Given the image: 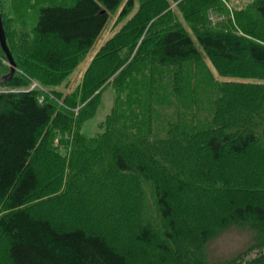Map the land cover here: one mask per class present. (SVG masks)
<instances>
[{"label": "trees", "instance_id": "obj_1", "mask_svg": "<svg viewBox=\"0 0 264 264\" xmlns=\"http://www.w3.org/2000/svg\"><path fill=\"white\" fill-rule=\"evenodd\" d=\"M10 3L0 264H264V0L234 17L222 0ZM121 9L81 84L59 91ZM4 60L0 47V76ZM107 87L114 107L89 137ZM233 227L255 244L209 262Z\"/></svg>", "mask_w": 264, "mask_h": 264}, {"label": "rangeland", "instance_id": "obj_2", "mask_svg": "<svg viewBox=\"0 0 264 264\" xmlns=\"http://www.w3.org/2000/svg\"><path fill=\"white\" fill-rule=\"evenodd\" d=\"M226 1H228V5L230 7L234 6L233 4L234 0H226ZM249 2L243 0L240 1L239 5L235 4L236 8H234L232 11L233 13L232 17H234V13L236 11L245 8ZM244 4L246 5L244 7H241ZM121 11L122 9L112 16V19L107 29L103 33L101 39L98 41L96 46L90 52L86 60L79 66L76 72L69 78L68 82L64 84L62 87L58 88L59 91L64 93H71L81 84L89 65L93 61L99 49L105 44V42H107L108 39L114 36L121 29V27L125 24V22H127L126 20L122 23H119V17ZM1 13H2V18L3 15H5V19L7 21H12L13 15H12V6L10 0H3ZM220 20L222 19L220 18ZM11 27L15 30V28H17L18 26L17 24L13 23ZM3 62L4 65L10 68L8 60L6 61L4 60ZM207 62L211 70L214 71V68L211 65V63L209 61ZM19 72L20 70L18 69V73ZM33 84L35 83H32L30 87H32ZM11 90H12L11 88H2V89L0 88V92L11 91ZM42 91L47 93V90L44 88H42ZM114 103H115V92L113 88L107 87L102 92L101 103L96 115L92 119H90L83 127V132L87 136L95 137L101 132L100 125L105 121L106 117L111 113L112 108L114 107ZM255 242H256V233L254 231L249 229L233 227L227 230L226 232H224L219 238L209 243V245L206 248L207 260L212 263L229 262L233 260L235 257H237L239 254L247 251L250 247H252L255 244ZM262 251H264V249H262ZM257 253L258 251L256 250L255 252L250 253L249 257H254Z\"/></svg>", "mask_w": 264, "mask_h": 264}, {"label": "water", "instance_id": "obj_3", "mask_svg": "<svg viewBox=\"0 0 264 264\" xmlns=\"http://www.w3.org/2000/svg\"><path fill=\"white\" fill-rule=\"evenodd\" d=\"M0 47L5 54L9 65H10V73L8 75L0 76V84H6L8 83L13 76L18 72V67L17 64L13 58V55L9 49L8 43H7V38H6V33L4 29V24H3V18H2V13L0 9Z\"/></svg>", "mask_w": 264, "mask_h": 264}, {"label": "built area", "instance_id": "obj_4", "mask_svg": "<svg viewBox=\"0 0 264 264\" xmlns=\"http://www.w3.org/2000/svg\"><path fill=\"white\" fill-rule=\"evenodd\" d=\"M222 1L225 3V5H227V7H228V9L230 10L231 14H233L232 11H233L234 8H236L235 4L239 5L240 1H243V0H234V1H233V4H234L233 7H230V6L228 5V1H226V0H222ZM244 1L249 2L250 0H244ZM245 5H246V4H244V5L241 6V7H244ZM221 19H223V18H221ZM211 20H214V17H213V16H211ZM36 89L42 90V87H40V85H39L38 83H35V84H33V86L30 87L28 90H29V91H33V90H36ZM40 102H42V100H40Z\"/></svg>", "mask_w": 264, "mask_h": 264}]
</instances>
